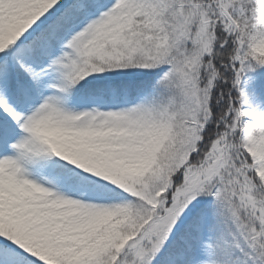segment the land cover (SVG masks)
<instances>
[{"label": "snow or ice", "instance_id": "obj_1", "mask_svg": "<svg viewBox=\"0 0 264 264\" xmlns=\"http://www.w3.org/2000/svg\"><path fill=\"white\" fill-rule=\"evenodd\" d=\"M0 264H264V0H0Z\"/></svg>", "mask_w": 264, "mask_h": 264}]
</instances>
